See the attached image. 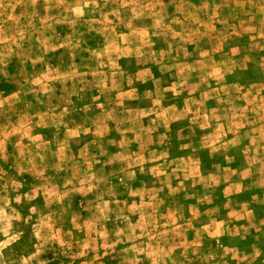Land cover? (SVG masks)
<instances>
[{
  "label": "rangeland",
  "instance_id": "1",
  "mask_svg": "<svg viewBox=\"0 0 264 264\" xmlns=\"http://www.w3.org/2000/svg\"><path fill=\"white\" fill-rule=\"evenodd\" d=\"M195 59L221 65V104L253 101L264 121V0H0V264L207 263L177 243L150 255L163 222L115 174L130 157L114 121L150 86L137 77ZM256 169L264 203V159ZM261 203L231 212L220 264H264Z\"/></svg>",
  "mask_w": 264,
  "mask_h": 264
},
{
  "label": "crops",
  "instance_id": "2",
  "mask_svg": "<svg viewBox=\"0 0 264 264\" xmlns=\"http://www.w3.org/2000/svg\"><path fill=\"white\" fill-rule=\"evenodd\" d=\"M203 60L185 62L183 69L178 61L161 60V73L137 77L150 86L147 94L141 87L134 88L141 102L127 106L129 117L114 121L120 129L117 138L129 140L120 153L130 157L115 165V174L124 182L130 175L134 202L140 207L146 204L147 215L163 222L161 229L147 234L155 239L150 255L177 243L181 250L189 248L199 257L208 254L206 264H220L214 253L219 252L220 236L227 234L231 212L238 207L252 212L261 203L252 191L258 186L247 181L257 175L255 167L264 159V134H257L264 121L253 101L239 108L221 104V87L211 82L221 65L213 62L209 67L217 70L211 71L204 69ZM197 64H201L200 72L186 69ZM161 93L163 102L158 101ZM226 174L231 177L214 181ZM173 223L179 230L167 228ZM228 234L233 239L238 235L263 238V233ZM227 248L246 255L240 245Z\"/></svg>",
  "mask_w": 264,
  "mask_h": 264
}]
</instances>
